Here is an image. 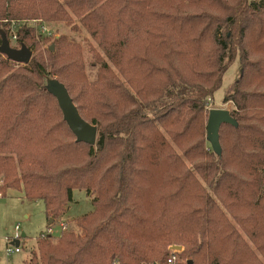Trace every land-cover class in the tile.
Listing matches in <instances>:
<instances>
[{
  "label": "trees",
  "instance_id": "obj_1",
  "mask_svg": "<svg viewBox=\"0 0 264 264\" xmlns=\"http://www.w3.org/2000/svg\"><path fill=\"white\" fill-rule=\"evenodd\" d=\"M71 14L131 85L145 80L155 95V81L166 82L156 93L162 102L147 113L107 66L97 88L80 90L84 102L72 97L71 66L83 69L72 62L81 51L67 37L48 48L46 59L37 55L31 68L12 72V61L0 62L3 197L15 188L42 201L53 220L50 230L74 203L75 190L91 196L95 183L99 191L96 210L78 220L79 233L41 235L39 256L27 264H169L173 245L184 248L175 252V264L186 258L193 264H263L227 212L264 256V232L257 238L249 228L264 223V57L251 54L264 53V0H0V45L13 21L42 17L73 26ZM25 25L17 29L16 44L38 50L34 29ZM137 37L146 39L145 47L131 44ZM238 57L241 80L225 96L237 106L231 115L238 128L221 127L219 157L207 138H187L186 132L203 118L206 100ZM49 75L66 82L82 118L97 127L94 146L77 142L56 98L37 87L35 79ZM93 99L104 110L88 112Z\"/></svg>",
  "mask_w": 264,
  "mask_h": 264
},
{
  "label": "rangeland",
  "instance_id": "obj_2",
  "mask_svg": "<svg viewBox=\"0 0 264 264\" xmlns=\"http://www.w3.org/2000/svg\"><path fill=\"white\" fill-rule=\"evenodd\" d=\"M261 0H248L249 3L259 2ZM147 9V5H146ZM68 10V9H67ZM70 11V10H69ZM183 12V11H182ZM186 14L185 12H183ZM174 15H182V13L176 12ZM74 19L73 26H77L78 29H74L73 26L68 25L64 22H55V21H45L42 17L37 19H32L29 21H25L24 23H16L13 21L10 29L14 30L17 33V29L22 25L28 28H33L37 39L39 40L40 48L38 50H30L32 52V60H35L37 55L43 54L44 59L47 58L46 51L49 47H54L55 50V41L59 40L61 37L69 38V42L73 43L77 46L78 50L81 51V59H73V63L81 62L83 71L77 72L79 70L78 65H72L69 76L71 77L72 72L75 75L74 79H71L75 83L76 90L73 88L72 97L79 95L84 102L86 96L81 94L80 90L85 86V88H97L99 86V78L101 74V70L105 69L106 66L109 70L129 89V91L135 95L136 101L145 106L147 113H150L152 109L156 108L162 102V97L156 95V93L162 88V85L166 82L165 78H161L160 80H156L154 84L155 95L151 93V89L146 88L145 80H138L137 85H131L129 81H127L126 77L120 72L119 67L112 61L106 52L103 50L102 45L94 38L88 30L82 26L79 21L72 15ZM13 23L15 25H13ZM7 27V28H8ZM13 27V28H12ZM141 27V26H140ZM45 38H52L50 41L46 42ZM37 40V41H38ZM168 40L166 41V43ZM17 42H11L10 48L20 50L21 46L16 44ZM130 44V42L128 41ZM131 44L136 47H145L146 39L142 40L139 37L134 40L131 39ZM251 54L258 55L257 59H262L264 57L263 51L251 52ZM7 57H0V62L5 61ZM11 62V61H10ZM106 64V65H105ZM182 61H177V66L183 67ZM12 72H18L21 68H31L30 65H22L11 62ZM184 68V67H183ZM241 61L238 57L230 69L225 73L223 77V82L218 91L215 92L214 97H209L205 103V110L203 118L198 119L197 122L192 123V125L188 126L187 138H190L194 135L204 136L207 138V123L209 118V112L213 109L226 110L230 113H233L237 110V106L231 100L226 101L225 96L230 93H233V90L236 84L241 80L242 70H241ZM187 70V71H186ZM189 69H185L184 71L188 72ZM195 70V69H194ZM190 73V72H189ZM263 78V75H262ZM48 79H56L59 80L58 76L49 75L47 79H35L37 80V87L40 90H45V86L47 85ZM68 79V78H67ZM67 79L65 81H67ZM66 87V86H65ZM81 94V95H80ZM87 101V99H86ZM151 103V105H150ZM91 108L88 107V112L93 109L104 110V108L99 107L98 100L93 99L90 102ZM207 115V118H206ZM151 116V115H150ZM164 139L167 144L174 150L175 153L181 154V150L178 145L175 143L174 139L164 130H162ZM190 144V142H189ZM186 166L190 168L192 163L183 159ZM162 169L164 166L162 165ZM164 171V170H163ZM157 173L159 178L162 176V171L157 169ZM4 175H0V188L3 186ZM91 196L87 195V191L84 190H75L74 191V203L70 204L67 207V212L64 216L58 218L57 223L52 229H48L49 219L46 214V209L44 207V203L38 200H30L24 197V194L19 189H9L7 191L6 197H3L2 193H0V264H27L35 258V256H39V238L41 235H51L52 237H57L60 235L63 229L69 230V232L79 233V229L77 227L78 220L84 217L85 215L93 213L96 208L94 207V200H97V195L99 191L95 187V183L90 188ZM160 194L159 196H161ZM157 197V196H154ZM228 221L232 224L235 232L242 237L245 243L250 246V249L256 254L258 259L264 264V256L262 252H260L257 247V242H253L251 239V235L242 227L234 217L227 212ZM20 226L21 236L24 234V237L21 238V253L14 254L11 257H7L5 252L7 247H11L6 242V238H11L14 234L15 228ZM252 228V232H254L255 237L261 236L264 232V223L258 224ZM253 238V237H252ZM264 243V242H263ZM235 247H238V244L235 243ZM179 245H173L170 247V251L173 250V247H177ZM181 250H175L176 252H182L184 248L179 246ZM180 259V258H179ZM189 259H180L179 264H187ZM113 264H117L115 261ZM157 264V263H156Z\"/></svg>",
  "mask_w": 264,
  "mask_h": 264
},
{
  "label": "water",
  "instance_id": "obj_3",
  "mask_svg": "<svg viewBox=\"0 0 264 264\" xmlns=\"http://www.w3.org/2000/svg\"><path fill=\"white\" fill-rule=\"evenodd\" d=\"M53 49L54 47L51 48V50ZM0 53L17 64L28 65L32 60V52L27 47L23 46L20 50L12 49L7 40L0 45ZM46 90L58 101L64 120L75 135L77 142L94 146L97 142L98 129L82 118L65 85L56 79H48ZM224 124L238 128V122L229 111L213 109L209 112L207 141L210 143L214 153L219 157L222 156L220 130ZM52 223L53 220L51 219L49 225ZM16 246H20L19 241L16 242ZM172 249L181 250L182 248L177 246ZM188 264H193V261H188Z\"/></svg>",
  "mask_w": 264,
  "mask_h": 264
},
{
  "label": "built area",
  "instance_id": "obj_4",
  "mask_svg": "<svg viewBox=\"0 0 264 264\" xmlns=\"http://www.w3.org/2000/svg\"><path fill=\"white\" fill-rule=\"evenodd\" d=\"M13 25H15L13 23ZM13 28V27H12ZM17 40V35H16V32L12 29L9 28V38H8V43H9V46H10V43L11 42H15ZM2 55V54H1ZM4 57V55H2ZM6 57V56H5ZM20 226H17L15 228V231H14V234L11 238H6V242L11 245V247H7V250L5 252V255L7 257H11L12 255L14 254H19L21 253V232H20ZM20 242V246H16V242ZM176 251L173 249L172 250V255H171V258L169 259V264H175L176 262Z\"/></svg>",
  "mask_w": 264,
  "mask_h": 264
},
{
  "label": "crops",
  "instance_id": "obj_5",
  "mask_svg": "<svg viewBox=\"0 0 264 264\" xmlns=\"http://www.w3.org/2000/svg\"><path fill=\"white\" fill-rule=\"evenodd\" d=\"M24 237V234L22 235ZM16 245V244H15ZM0 256H2V254H0Z\"/></svg>",
  "mask_w": 264,
  "mask_h": 264
}]
</instances>
